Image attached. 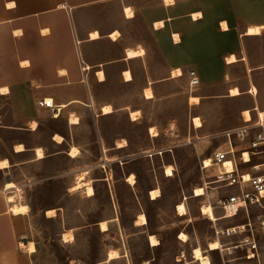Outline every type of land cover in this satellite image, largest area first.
Instances as JSON below:
<instances>
[{
	"label": "rangeland",
	"instance_id": "obj_1",
	"mask_svg": "<svg viewBox=\"0 0 264 264\" xmlns=\"http://www.w3.org/2000/svg\"><path fill=\"white\" fill-rule=\"evenodd\" d=\"M148 1L133 0L136 5ZM74 24L80 39L94 29L100 34L96 40L80 43L85 49L82 57L90 66L86 76L92 101L96 107L110 104L114 112L92 117L84 109L85 124L69 137L79 146L80 157L71 159L60 153L24 164L13 173V181L18 183L16 200L30 210L29 240L36 244L35 264H201L193 257L195 246L208 256L207 264H264V197L226 217L220 201L237 192L238 186L218 182L222 166L214 159L216 151L233 147L226 159L237 169L264 173V122L257 116V110L264 111V30L246 40L251 72H244V65L236 66L230 80L190 89L184 74L171 77L148 23L139 11L132 18L125 17L121 0L76 11ZM114 30L119 32L115 41L108 37ZM129 47L142 48L144 53L125 59ZM123 69L130 71L131 80L125 81ZM97 70L103 71V81ZM252 85L256 92H249ZM233 86L238 87L239 95H229L227 89ZM145 87H151L152 97H146ZM191 95L199 97V103L190 102ZM245 109L251 115L248 122L243 120ZM129 111L137 112L133 120ZM196 116L202 124L199 128L192 124ZM63 125V121L48 122L36 136L26 137V142H46L49 132L61 130ZM243 125H248L246 134L234 132L227 138L226 132ZM16 136L12 131L4 134L0 150ZM121 137L130 147L119 152L106 150L104 156L102 145L109 147L115 140L126 143ZM253 142L257 143L254 147ZM48 146L49 151L54 150ZM243 151L251 159L246 163L241 160ZM129 152L135 156L126 165L118 160L107 162ZM206 158L211 159L207 167ZM166 165L172 166L171 175L165 174ZM83 171L94 189L91 196L84 189L70 190ZM131 174L134 184L126 180ZM197 186L204 188L203 195H194ZM155 188L160 194L151 199L149 191ZM243 189L249 191L250 187L244 183ZM182 202L186 213L178 215L176 207ZM208 204L213 219L201 211ZM50 208L56 209L52 218L45 215ZM141 213L144 224L136 221ZM102 220L108 222L105 232L98 225ZM247 222L257 232L259 262H249L241 249L229 255L209 250L208 242L218 241L215 227ZM64 232L71 234L67 241L62 239ZM180 232L188 235L186 241L179 239ZM149 234L158 239L157 245L150 244ZM110 250H116L119 257L106 261Z\"/></svg>",
	"mask_w": 264,
	"mask_h": 264
},
{
	"label": "crops",
	"instance_id": "obj_2",
	"mask_svg": "<svg viewBox=\"0 0 264 264\" xmlns=\"http://www.w3.org/2000/svg\"><path fill=\"white\" fill-rule=\"evenodd\" d=\"M104 1L107 0H0V90L7 89L0 91V140L10 131L17 135L0 150V161L7 162L6 166H0V264H35L37 252L35 242L32 251L27 246L32 241L29 240L30 210L11 212L7 197L11 193L16 197L18 190L13 173L24 164L60 153L71 159L80 157L79 146L69 137L85 124L84 111L87 109L92 117L114 112L112 108L111 112L103 114V105L96 107L92 101L86 76L90 66L82 57L85 49L80 43L96 40L100 34L97 31V38H89L94 29L86 38L80 39L74 24L76 11ZM121 2L123 13L125 7L133 12L130 17L124 13L125 17L132 18L134 12L139 11L148 23L171 77L175 69L181 71L179 76L194 69L199 84L211 86L230 80L236 66L244 65V72L248 73L253 70L247 63L246 40L261 33L247 34V31L254 25L261 26V32L264 30V0H172L169 3L150 0L141 5H136L133 0ZM223 22L226 27L222 26ZM115 31V39L111 38L114 41L119 36L117 30L112 32ZM229 56H234V60L228 61ZM83 64L87 66L84 71ZM99 71L102 70H97L96 75ZM124 72L123 69L122 74ZM103 80L99 78V81ZM249 92H253L252 87ZM43 98L52 99L55 108L39 106L38 101ZM72 116L77 122L70 121ZM129 117L131 119L130 111ZM56 121H63V128L49 132L46 142H26V137L36 136L48 122ZM201 126L194 125L195 128ZM122 138L125 139L121 137L120 140ZM125 140L123 146H117L116 140L109 147L102 145L104 156H107L106 150L128 149L130 144ZM49 144L54 150H48ZM72 147L78 150L74 156L69 153ZM38 149L42 156L37 155ZM134 156L135 152H129L107 162L118 160L126 165ZM9 181L15 188H5Z\"/></svg>",
	"mask_w": 264,
	"mask_h": 264
},
{
	"label": "bare ground",
	"instance_id": "obj_3",
	"mask_svg": "<svg viewBox=\"0 0 264 264\" xmlns=\"http://www.w3.org/2000/svg\"><path fill=\"white\" fill-rule=\"evenodd\" d=\"M165 1L167 3L172 2V0H165ZM124 13H125V15L127 17H130L133 14L132 10L130 8H128V7H125ZM155 25H159V24L156 23ZM222 26L226 27V24L223 22ZM261 28H262L261 26H255V25L251 26L250 28H248L247 34H258L260 32ZM116 35H117L116 31L115 32H111L109 34L110 38H112V39H115ZM97 37H98L97 30H94V31L89 33V38H97ZM130 53L132 55H130ZM143 53H144V50L142 48H126V50H125V54H126L128 59L141 56ZM227 60L228 61H233L234 60V56H229L227 58ZM86 68H87V66H86ZM88 68H89V66H88ZM98 74H99L100 79H104V75H103L102 71H99ZM123 74H124L126 80H130L132 78L129 70H125V72ZM180 74H181V71L179 69H175V70L172 71V76H179ZM252 91L253 92L257 91L255 86H252ZM144 93H145L147 98H150V97L153 96V92H152L151 87H145L144 88ZM238 94H240V91H239L238 87L234 86V87L230 88L229 95H238ZM189 100H190V102L197 103L199 101V97L191 95V96H189ZM106 109H107V111H106ZM101 111H102L103 114L109 113V112L112 111V106L110 104L103 105L101 107ZM136 113L137 112H135V111H130L131 119H133L135 117ZM242 114H243V117H244L243 119L245 121H249L251 119V115H250V111L249 110L245 109ZM245 114H247V115H245ZM257 116H258V118H259V120L261 122H264V111L263 110L262 111L261 110H257ZM70 121L71 122H77V118L72 116V117H70ZM200 124H201V122L195 117L194 118V125L195 126H201ZM150 131L153 132L152 128L150 129ZM57 137H59V139H57V140H61L60 136H56V138ZM123 145H124L123 142H118L117 143V146H123ZM18 147H20V146H17V148ZM36 152H37L38 156H42V154H43L40 149H38ZM77 152H78L77 148L76 147H72L70 149L69 153H70V155L74 156V155L77 154ZM245 154H247V157H248L247 159H245ZM242 155H243V159L242 160L244 162L250 160V156H249V153L247 151H243ZM4 162H5V160L4 161H0V166H6L7 162L6 163H4ZM209 165H211V159L210 158L204 159V166L207 167ZM221 166H222L221 167V171H220L221 174L222 173L223 174L224 173H229V172L233 171V168H234L233 161L231 159H228V158L224 159L222 161ZM172 169L173 168H172L171 165H166L165 168H164L165 174L167 176L171 175L172 174ZM85 172L81 173L80 175H78L77 181L75 182V184L73 186H71L70 190L84 189L86 194L90 196V195L94 194V189H93V186L91 185V183L88 180L87 181L85 180V178H84ZM126 180L130 184H134V182H135L134 177H133L132 174L129 175ZM11 187L15 188L14 183L11 182V181L7 182L5 188H11ZM193 192H194L195 196L203 195L204 194V188L202 186H197V187L194 188ZM262 193H264V189L261 191V196H264V195H262ZM149 194H150V198L151 199H156L159 196L160 192H159V190L157 188H155V189H151L149 191ZM7 198H8V201L11 203V212L17 214V213H25V212L28 211V209H29L28 205L18 202L16 200V197H15L14 194H12V193L9 194ZM181 208H182V210H181ZM176 210H177V214L178 215H184L186 213V209H185L184 203L183 202L179 203L177 205V207H176ZM201 211H202L203 214H206L209 217H211V219H213L212 207L209 204L208 205H203L202 208H201ZM55 214H56V209L55 208H50V209L46 210V216H48V217H52ZM225 214H227L226 217L233 216L234 215V206L228 207L226 209V213ZM136 221L139 224H144L146 222L145 215L142 214V213L139 214L138 215V219ZM99 226H100L101 230L104 231V232L109 229L108 228V222L106 220L100 221ZM70 237H71V234L69 232H64L62 234V239L64 241L69 240ZM148 238H149V241H150L151 245H157L158 244V239L154 235L149 234ZM179 239H181L183 241H186L188 239V235L186 233H184V232H180L179 233ZM153 240L156 241L155 244L153 243ZM212 245H216L217 247L213 248V247H211ZM27 246H28L29 250L32 251L34 249V242L33 241H29ZM208 248L211 249V250H214V249L218 248V242L216 240L209 241L208 242ZM192 253H193V257L196 260H198L201 264H207L208 263V256L204 255V253H203V251H202L200 246L193 247ZM118 257H119V254H118V252L116 250H112V251L110 250V252L108 253V256L106 257V261H110V260L116 259ZM145 264H149V263L145 262Z\"/></svg>",
	"mask_w": 264,
	"mask_h": 264
},
{
	"label": "built area",
	"instance_id": "obj_4",
	"mask_svg": "<svg viewBox=\"0 0 264 264\" xmlns=\"http://www.w3.org/2000/svg\"><path fill=\"white\" fill-rule=\"evenodd\" d=\"M76 44L78 45L79 41L76 40ZM78 56L81 60L79 48ZM85 68L86 65H83L82 71H84ZM185 76L187 78L190 89L199 85V78L194 69H188L185 73ZM49 101H51V103H49ZM38 105L46 108H55L52 99L50 98H43L39 100ZM247 128L248 125H243L242 127L236 128L235 130L226 132V136L229 139L234 132H236L237 136H243L247 133ZM257 137L261 138V134H258ZM256 145V142L252 143V147ZM229 153H233V147L230 150L216 151L214 153V159L215 161L222 163V161L226 159ZM243 163L246 162L243 161ZM233 165V171L229 173L219 174V176H217V180L218 182H224L226 186H238L237 192H231L225 200L220 201L225 211L228 207L234 206L235 215L241 207H246L247 204L257 203L259 202L260 198L264 197L261 196V191L264 189V173L251 174L250 172L246 171L247 167H240L239 169H237L234 162ZM254 167L255 169L257 168L256 165ZM245 176L248 177V179H245ZM244 183H247L250 187L249 191L247 189H243ZM261 229L264 230V220L261 221ZM214 232L218 239V248L216 249L219 250L223 255H229L235 252L237 249H241L245 250V256L249 262L254 260L259 262L257 232L254 233L251 222L224 227H215Z\"/></svg>",
	"mask_w": 264,
	"mask_h": 264
},
{
	"label": "snow or ice",
	"instance_id": "obj_5",
	"mask_svg": "<svg viewBox=\"0 0 264 264\" xmlns=\"http://www.w3.org/2000/svg\"><path fill=\"white\" fill-rule=\"evenodd\" d=\"M9 7H11V5H9ZM131 14V13H130ZM130 55H132L131 53H130ZM127 75V74H126ZM0 91H4V92H6L7 91V89L5 88V89H2V90H0ZM49 103H51V101H49ZM106 111H107V109H106ZM245 115H247V114H245ZM57 139H59V137H57ZM248 157H247V154H245V159H247ZM4 163H6V161L4 162ZM245 179H248V177H245ZM262 195H264V193H262ZM181 210H182V208H181ZM51 214V213H50ZM143 219V218H142ZM183 238V237H182ZM153 243L155 244L156 243V241L155 240H153ZM211 247H213V248H215V247H217L216 245H212Z\"/></svg>",
	"mask_w": 264,
	"mask_h": 264
},
{
	"label": "trees",
	"instance_id": "obj_6",
	"mask_svg": "<svg viewBox=\"0 0 264 264\" xmlns=\"http://www.w3.org/2000/svg\"><path fill=\"white\" fill-rule=\"evenodd\" d=\"M251 160V159H250Z\"/></svg>",
	"mask_w": 264,
	"mask_h": 264
}]
</instances>
